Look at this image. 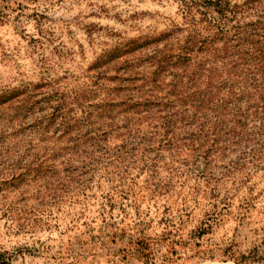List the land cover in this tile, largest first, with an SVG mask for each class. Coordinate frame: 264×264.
Wrapping results in <instances>:
<instances>
[{
    "label": "rangeland",
    "instance_id": "obj_1",
    "mask_svg": "<svg viewBox=\"0 0 264 264\" xmlns=\"http://www.w3.org/2000/svg\"><path fill=\"white\" fill-rule=\"evenodd\" d=\"M182 9V0H0V91L86 80L117 47L183 22ZM134 144L126 184L89 169L92 184H56L59 194L44 184L0 191V264H239L255 248L264 258V158L206 180L179 173L155 142ZM250 147L231 146L221 161L217 149L210 163ZM151 162L158 169L142 172Z\"/></svg>",
    "mask_w": 264,
    "mask_h": 264
},
{
    "label": "trees",
    "instance_id": "obj_2",
    "mask_svg": "<svg viewBox=\"0 0 264 264\" xmlns=\"http://www.w3.org/2000/svg\"><path fill=\"white\" fill-rule=\"evenodd\" d=\"M182 3L183 22L117 47L86 80L0 91V191L44 184L59 194L56 184H92L97 170L126 184L133 177L125 159L139 149L134 141L143 151L155 142L183 165L172 170L206 180L262 162L264 0ZM242 144L251 147L230 162L210 163L217 149L221 161ZM199 157L202 168L194 167ZM158 167L151 162L141 171ZM257 253L237 261H263Z\"/></svg>",
    "mask_w": 264,
    "mask_h": 264
}]
</instances>
